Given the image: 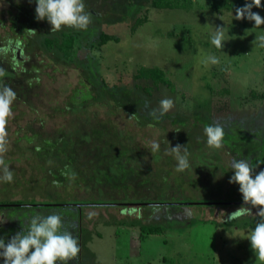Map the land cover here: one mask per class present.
<instances>
[{
	"label": "rangeland",
	"instance_id": "1",
	"mask_svg": "<svg viewBox=\"0 0 264 264\" xmlns=\"http://www.w3.org/2000/svg\"><path fill=\"white\" fill-rule=\"evenodd\" d=\"M84 2L86 30L51 31L34 2L0 0V81L17 94L5 125L14 180L0 182V238L36 213H58L80 247L70 264H264L247 240L258 208L229 183L233 159L264 169V25L235 18L245 0H184L172 10ZM252 11L264 17V0ZM214 28H224L226 55L211 43ZM62 34L76 39L72 60L44 47ZM201 50L220 63L201 64ZM143 68L160 69L173 89L139 77ZM165 98L174 106L160 116ZM210 124L224 129L221 149L206 143ZM177 144L190 153L182 173L169 151ZM142 225L163 232L143 235Z\"/></svg>",
	"mask_w": 264,
	"mask_h": 264
},
{
	"label": "clouds",
	"instance_id": "2",
	"mask_svg": "<svg viewBox=\"0 0 264 264\" xmlns=\"http://www.w3.org/2000/svg\"><path fill=\"white\" fill-rule=\"evenodd\" d=\"M36 4V19L47 21L51 31H60L62 27L76 30H86L92 22L91 14L86 11L84 0H30ZM262 0H245L243 7L236 9L237 20L247 19L254 21L256 27L264 25V17L253 8H260ZM211 43L220 50L224 48V28H214ZM260 46L264 47V35L259 37ZM199 62L205 66L217 65L220 59L217 55L201 50ZM3 70L0 69V76ZM16 92L10 86H3L0 81V182L11 183L14 172L5 162L3 154L7 152L5 125L7 118L12 115V105L16 99ZM174 106L171 98L160 101L159 115L164 116ZM156 113L153 112L152 115ZM206 143L214 149H221L225 136L220 125H208L204 128ZM159 142H153L152 150L159 151ZM175 154L177 172H184L191 167L190 153L186 146L177 144L169 149ZM233 175L229 178L230 184L238 185V191L244 204L257 207L255 213L259 217L255 227L250 231L247 240L255 255L264 261V169H256L247 159H233L230 162ZM244 208L246 213L251 209ZM4 220H0L3 224ZM80 251L78 239L64 228L60 214L53 213L44 216L36 213L26 221L22 231L13 235L7 243L0 238V261L2 264H70Z\"/></svg>",
	"mask_w": 264,
	"mask_h": 264
},
{
	"label": "trees",
	"instance_id": "3",
	"mask_svg": "<svg viewBox=\"0 0 264 264\" xmlns=\"http://www.w3.org/2000/svg\"><path fill=\"white\" fill-rule=\"evenodd\" d=\"M184 0H152V7L156 9H179L183 7V3H181ZM75 41L76 39L74 38L73 35L71 34H62L60 37H54V38H46L44 40V47L48 51H54L57 50L59 51L65 60H72L74 57V54L76 52L75 50ZM103 42V41H102ZM138 77V76H137ZM139 77L141 78H150L154 82H158L161 84H164L165 86L171 87V82L169 79L166 78V75L164 72H162L158 68H153V69H141ZM90 93L87 92V97L88 98ZM80 102V101H79ZM129 117H132V114L126 112ZM8 204H14L18 205L16 207H26L22 206L23 202L21 201H14V202H7ZM3 207V206H0ZM251 226H255L254 223H250ZM246 225V224H244ZM141 234L143 235H160L163 232V229L161 227L155 226V225H142L140 227ZM0 264H2V261H0Z\"/></svg>",
	"mask_w": 264,
	"mask_h": 264
},
{
	"label": "water",
	"instance_id": "4",
	"mask_svg": "<svg viewBox=\"0 0 264 264\" xmlns=\"http://www.w3.org/2000/svg\"><path fill=\"white\" fill-rule=\"evenodd\" d=\"M9 206H13V207H16V206H18V205H9ZM80 207V206H79Z\"/></svg>",
	"mask_w": 264,
	"mask_h": 264
}]
</instances>
